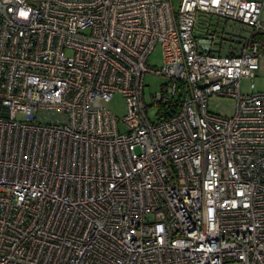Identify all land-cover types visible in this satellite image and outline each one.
I'll return each mask as SVG.
<instances>
[{
    "label": "built area",
    "instance_id": "built-area-1",
    "mask_svg": "<svg viewBox=\"0 0 264 264\" xmlns=\"http://www.w3.org/2000/svg\"><path fill=\"white\" fill-rule=\"evenodd\" d=\"M263 9L0 0V264H264Z\"/></svg>",
    "mask_w": 264,
    "mask_h": 264
},
{
    "label": "rangeland",
    "instance_id": "rangeland-1",
    "mask_svg": "<svg viewBox=\"0 0 264 264\" xmlns=\"http://www.w3.org/2000/svg\"><path fill=\"white\" fill-rule=\"evenodd\" d=\"M174 10L177 11L179 7L180 0H172ZM240 27H236L234 30L236 33ZM232 31L231 25L226 28V32L230 33ZM229 40V38H226ZM227 43V42H226ZM226 45H222L224 49ZM147 67L150 70H158L162 67V54L159 45H157L154 50L151 52L147 59ZM166 81V79L160 75H156L154 73H147L144 76V91L149 99V96L159 92L161 85ZM255 85V92H264V43L262 47V53L259 58V70L255 72V78L252 80ZM250 80L244 78L242 80V93L247 92V86ZM104 106L110 110L113 114H115L118 118H122L126 113V104L125 100L117 95L110 102L105 103ZM236 107V103L234 100L229 98H219L213 97L208 100V109L210 112L230 117L233 115ZM149 118L151 120H155V110L149 113Z\"/></svg>",
    "mask_w": 264,
    "mask_h": 264
},
{
    "label": "crops",
    "instance_id": "crops-1",
    "mask_svg": "<svg viewBox=\"0 0 264 264\" xmlns=\"http://www.w3.org/2000/svg\"><path fill=\"white\" fill-rule=\"evenodd\" d=\"M261 21H262V23L264 24V9H263V11H262V13H261ZM260 37H261V38H264V34L261 35ZM262 41H263V43H264V39H263ZM258 70H259V69H258Z\"/></svg>",
    "mask_w": 264,
    "mask_h": 264
},
{
    "label": "trees",
    "instance_id": "trees-1",
    "mask_svg": "<svg viewBox=\"0 0 264 264\" xmlns=\"http://www.w3.org/2000/svg\"><path fill=\"white\" fill-rule=\"evenodd\" d=\"M259 39L262 41L264 38L259 37Z\"/></svg>",
    "mask_w": 264,
    "mask_h": 264
}]
</instances>
